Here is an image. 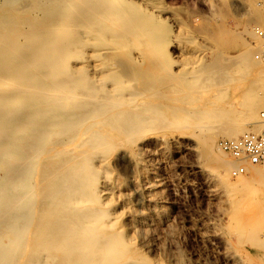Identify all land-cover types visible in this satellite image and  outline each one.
I'll return each instance as SVG.
<instances>
[{
  "label": "bare ground",
  "instance_id": "6f19581e",
  "mask_svg": "<svg viewBox=\"0 0 264 264\" xmlns=\"http://www.w3.org/2000/svg\"><path fill=\"white\" fill-rule=\"evenodd\" d=\"M124 1L37 0L30 8L44 17L19 23L22 18L8 9L0 19V264H129L121 256L124 242L106 223L108 211L97 206V180L107 167L106 155L115 151L110 135L115 126L132 145L158 124L161 130H188L207 168L221 174L219 183L226 189L264 191V167L246 163L248 173L232 181L238 162L217 146L220 138L264 131L258 124L264 110V63L254 57L261 40L244 23L238 35L247 48L239 58L227 62L217 55L208 69L180 77L182 101L177 93L141 108L146 93L133 90L128 72L114 71L112 59L101 58L104 52L139 45L147 36L150 23L135 20ZM52 5L54 16L45 12ZM152 31L151 44L139 49L148 64H139L137 77L148 78L160 98L175 79L169 78L168 56L154 39L164 36ZM86 49L87 60L69 64ZM229 79L249 82L233 119L205 107L201 98L220 97ZM246 121L255 124L247 128ZM235 234L242 244L264 251V214L239 224Z\"/></svg>",
  "mask_w": 264,
  "mask_h": 264
},
{
  "label": "rangeland",
  "instance_id": "374dc122",
  "mask_svg": "<svg viewBox=\"0 0 264 264\" xmlns=\"http://www.w3.org/2000/svg\"><path fill=\"white\" fill-rule=\"evenodd\" d=\"M16 1L0 0V19L8 9L22 18H18L19 23L33 16L38 18L40 14L41 18L44 17L42 12L31 9L37 0ZM124 2L134 14L135 20L143 19L150 23V27L144 31L147 36L139 45L131 44L127 49L104 52L101 58L106 61L112 59V69L125 75L128 72L126 77L133 81V90L146 93L138 105L141 108L155 101V98L164 102L169 97L174 99L173 94L177 93V101H182L185 93L180 77L208 69L214 64L217 55L227 59V62L239 58L247 48L245 41L239 40L238 35L239 26L244 23L248 24L251 33H254L256 25L264 28V0ZM21 5L25 8H21ZM27 6L29 9L26 13ZM45 12L54 16L55 6H48ZM152 30L164 36L153 38L158 48L168 56L162 60L170 68L169 78L175 79L173 87H169L160 98L158 88L147 85L151 82L148 78L146 81L142 78V81L137 77L139 64L143 67L148 64L139 49L151 44L152 36L148 31ZM118 43L120 41H115V48ZM89 51L86 49L82 57L72 59L69 64L75 65L87 60ZM89 74L92 76L91 71ZM248 83L244 79H229L228 84L221 88L223 94L220 97L208 94L201 98L206 100L205 107L225 111L226 118L233 119ZM191 121L188 118L186 123ZM243 123L250 128L255 124L254 121ZM152 128L132 145L125 141L115 126V131L110 132L111 136H115V151L106 155L109 156L105 164L107 167H103L105 169L101 170L97 180L100 192L97 206L108 211L106 223L112 224L115 234L125 244L121 256L129 258V264H264V251L242 244L235 234L239 224L249 223L264 214L263 189L254 187L239 193L226 189L219 183L221 174L207 168L203 153L188 130L187 134L177 130H161L159 124ZM223 139L218 140L217 146ZM182 140L188 143L182 145ZM162 144L166 152L161 151ZM248 192L252 193L251 196Z\"/></svg>",
  "mask_w": 264,
  "mask_h": 264
},
{
  "label": "built area",
  "instance_id": "2783aa9c",
  "mask_svg": "<svg viewBox=\"0 0 264 264\" xmlns=\"http://www.w3.org/2000/svg\"><path fill=\"white\" fill-rule=\"evenodd\" d=\"M253 31L261 40L254 57L256 61L264 63V28L256 26ZM258 124L264 126V110L259 114ZM219 147L238 162V165L231 170V176L235 179L248 173L246 163L253 167H264V131H249L235 139H223L219 142Z\"/></svg>",
  "mask_w": 264,
  "mask_h": 264
}]
</instances>
